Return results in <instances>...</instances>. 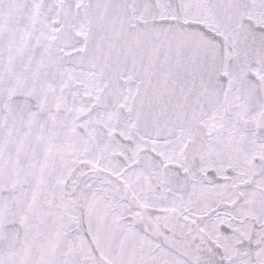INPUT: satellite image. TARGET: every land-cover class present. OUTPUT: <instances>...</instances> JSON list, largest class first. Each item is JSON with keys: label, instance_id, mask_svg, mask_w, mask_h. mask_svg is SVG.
Masks as SVG:
<instances>
[{"label": "snow or ice", "instance_id": "1", "mask_svg": "<svg viewBox=\"0 0 264 264\" xmlns=\"http://www.w3.org/2000/svg\"><path fill=\"white\" fill-rule=\"evenodd\" d=\"M0 264H264V0H0Z\"/></svg>", "mask_w": 264, "mask_h": 264}]
</instances>
